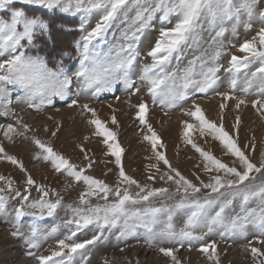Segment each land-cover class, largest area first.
Here are the masks:
<instances>
[{
  "label": "rangeland",
  "instance_id": "rangeland-1",
  "mask_svg": "<svg viewBox=\"0 0 264 264\" xmlns=\"http://www.w3.org/2000/svg\"><path fill=\"white\" fill-rule=\"evenodd\" d=\"M75 2L76 0H71L72 11L68 13L60 11L59 6L47 9L38 5L23 4L19 0L0 9V22L10 23L11 14L15 10L24 11L28 18H38L43 21L40 16H28L33 12L32 8H39L34 9L35 14L43 10H47L49 14L56 11L57 14L69 18V21H74L77 26L76 29L61 28L66 32L74 31L72 37L76 36L75 39L65 43L59 39L54 43L47 40L45 45L37 42L41 40V35L48 34V31L46 32L48 29L36 28L32 42L29 43L25 39L17 49V54L22 51L26 56L41 58L47 68L54 72L63 69L71 78V95L67 100L53 97L51 104L44 103L36 109L29 107L28 93L25 89L14 84L3 85L6 95L0 99V125L4 126L0 128V146L4 149L0 152V176L5 179L0 180V189H3L0 195L6 197L7 202L6 214L0 215V264H41L39 257H52L54 251L61 250L59 240L63 239L67 244L84 243L97 236L100 239L95 243L85 244L84 248L78 249L75 253L64 249L62 256L52 257L47 264H264V255L254 256L251 251L252 248H256L259 253H264V231L252 223L251 217L242 233H227L221 237L224 228L215 225L213 231L205 235L203 240L191 242L185 240L183 246L159 240L150 242L149 234L143 227H136L121 236L123 229L120 225L105 226L101 233V229L95 223L87 227L67 223L69 220L78 219L73 209L86 210L89 207L116 202L118 198L114 193L117 187L120 188L121 193L127 189L134 198L140 193V187L146 190L160 188L168 190L166 193L150 197L148 201H140L136 204L128 202L125 205L129 212L143 213L149 208L166 209L167 211L157 214L161 222L157 225V230L167 222L169 211L173 214L172 223L177 232L185 226L191 209L177 208L176 205L181 200L188 203L194 199L201 201L205 198L212 199L215 201L210 210L212 215L221 205L226 204L224 213L226 224L231 218L244 214L241 212L242 205L246 210L255 209L257 213L264 209V192L261 191L264 189V168H261L260 172L249 173V179L242 184L227 187L228 180L235 181L238 178L227 174L224 170L215 169L214 165L206 161L192 144H196L217 160L224 164L228 163L226 165L235 167L240 172L245 171L244 166L238 157L228 152L209 130L204 129L202 135L199 121L187 114L195 111V106L198 105L205 118L217 126H222L248 159L260 167L264 157V110L258 111L259 105L253 107L252 102L255 100L264 102V94L257 88L259 81L260 86L264 84V78H261L262 74L245 71L243 66L240 67V72L227 71L231 67V57L237 55L236 52L242 54L238 50L234 51L240 35L237 30L235 34L232 32L235 22H226L223 26L227 31L223 36L217 37L219 25L211 28L202 20V27L197 29L196 38L190 37L181 45L179 56L173 54V57L162 66L163 71L157 68L149 73L152 79L165 80V83L157 89L158 96L156 102H153L149 92L151 85L148 80H142L141 77L144 74V67L153 63L148 53L160 39L161 30L174 28L177 17L173 15L168 21H162L163 13L156 12L149 21L148 27L141 29L140 22L136 20L137 12L143 11L145 7H154V2L146 3L145 0H140L137 3V0H126V4L110 22L103 36L93 40L90 47L94 46V51L99 52L101 56L115 57L117 53L121 56L128 55L121 49H127L131 44L135 59L127 69V76L133 82V87L128 88L121 79L115 84L113 91H103L94 95L95 89L83 86V81L77 78L75 73L80 68L83 37L102 21L104 11L93 9L89 13L81 11L72 14L75 11ZM84 6H89L87 0ZM235 27L237 29L238 26ZM56 28L58 32L59 28ZM22 30V25H19L18 31ZM64 35H66L63 37L65 40L70 36ZM217 51L220 55L213 60ZM7 55L6 53L0 59L7 58ZM197 57L200 59L197 60ZM194 60L196 63L190 64V61ZM205 62L204 70L207 67L219 68L216 73V83L203 93L189 87L185 99L170 100L169 91L179 90L183 84L182 78L188 69H192L197 74L194 78L201 79L198 74L202 70L201 64ZM256 62L254 69L264 67V65L259 67L260 61ZM233 79L236 80L235 87L231 84ZM137 88L139 91H136ZM245 88L248 89L247 92L244 91ZM225 93L231 98H225L223 95ZM72 99H76L78 103L69 106ZM162 99L163 103H161ZM240 99L245 100V104L237 109L236 104ZM39 102L37 98L35 103ZM141 103L146 106L145 123H141L139 119ZM85 104L94 110L95 115L84 109ZM222 104L223 110L220 107ZM95 119L100 120L108 131L115 134V141L108 140L107 144L104 142L107 138L98 135L96 126L91 123ZM9 124L15 129L14 132L9 133L10 140L4 135ZM188 124H191L192 128H188ZM152 132H155L159 138L155 149L151 140L145 139L146 136L150 137ZM35 140H39L56 154L67 159L75 166V170H82V174L107 184L113 190L109 193L107 201L102 198L103 193H98L85 196L87 202L82 203L81 194L87 193L89 186L67 175L64 169L57 172L51 160L44 159L47 153L37 146ZM188 140L192 143H188ZM114 143L119 144L122 149L121 165L116 164V158L108 147L109 144ZM157 153L163 154L168 164L159 160ZM6 155L15 157L19 164L8 161L4 158ZM20 164L23 165V169ZM206 164L212 169L211 171L205 170ZM121 166L125 174L136 180L140 187L123 182L119 176ZM176 172L200 188V191L191 194L189 189V195L185 197L183 188L175 182L179 179ZM217 175L221 177L225 187L214 193L203 185L214 183L213 178ZM28 176L35 181L33 185H27ZM168 176H172L173 179L169 180ZM8 180L12 181L11 189L8 187ZM41 187L48 191L45 200L50 202L60 200V205L52 215H48L45 210L42 217L39 209L25 207V211H35L37 216L21 217L19 235L13 236L12 233L17 231L15 209L21 206L22 196L27 195L30 202L39 200L43 195L39 190ZM16 192H20L21 196H17ZM145 194L146 192L140 193V195ZM245 195L249 197L246 204ZM229 201L231 203H228ZM33 225L38 230L34 238L39 245L37 248H30L26 243ZM193 231L194 234L203 235L207 232V228L198 227ZM73 232H75L74 236ZM68 237L71 239H67ZM212 243H215L214 255L210 247L208 252L201 251L202 247ZM161 247L172 248L175 259L172 256H165L160 251Z\"/></svg>",
  "mask_w": 264,
  "mask_h": 264
},
{
  "label": "snow or ice",
  "instance_id": "snow-or-ice-1",
  "mask_svg": "<svg viewBox=\"0 0 264 264\" xmlns=\"http://www.w3.org/2000/svg\"><path fill=\"white\" fill-rule=\"evenodd\" d=\"M16 0H0V9L5 8L14 4ZM19 2L27 5H38L47 9H53L60 7V11L68 13L72 11L71 0H19ZM140 0H137L139 3ZM146 3L155 4L154 7H145L143 11L137 12L136 20L140 22V28L148 27L149 21L152 20L154 13L162 12L161 17L162 21H168L170 16L177 17V22L171 30H161L160 39L155 43V46L148 53L152 57L153 63L151 65H146L144 67V74L142 75V80H148L151 87L149 92L153 97V102H156L158 91L162 84L165 83L164 79H152L149 76V73L153 70L160 68L163 71L162 66L168 62L173 54L179 56L181 51V45H183L190 37L192 39L196 38L197 29L202 27L201 21L204 20L209 24V27L215 28L219 25V31L216 32V36L220 37L227 31L223 26L226 22L235 21L233 24L232 32L235 34L236 24H239L241 21L242 14L248 17V22L245 26L251 28V20L253 18L256 6L259 4L260 0H145ZM85 5V0H76L75 2V12L89 13L93 9H103L104 15L102 21L97 23L95 28L88 33L87 36L83 37V46L81 51L82 59L80 60V68L75 73V76L83 81V86L88 88H94L95 94H99L103 91H113L114 86L121 79L128 88L133 87V82L128 79L127 69L129 65L135 59V55L132 52L133 46L128 45L127 49H121V51H126L128 55L121 56L120 53H117L115 57L111 55L101 56L99 52L94 51V46L92 41L97 37L103 36L106 32L110 22L115 18L118 11L126 4V0H87ZM145 13L147 15L145 16ZM259 17L264 21V10L259 12ZM22 25L23 30L18 31V26ZM48 25L39 20L38 18H28L24 11L15 10L11 14V22H0V57L7 55V58L0 59V99H3L6 95V89L3 87L4 84H14L26 90L28 93V104L29 107H34L39 109L44 103L51 104L53 97H59L61 100H67L70 93V84L71 78L68 77L63 69L58 71H52L47 68L44 61L39 57L26 56L24 52H19L17 54V49L21 47V41L27 40L29 43L33 40V34L36 28L46 30ZM139 30V29H138ZM135 35V34H133ZM260 44L264 46V28H261L259 33ZM77 47L80 48V45L77 44ZM240 51L244 53H251V56L254 58H259L262 63H264V51H258L255 48V45L252 42L246 41L240 46ZM220 55L217 51L216 55L213 57L215 60ZM197 60L200 57L196 58ZM249 60L248 56L243 58L233 55L231 57V67L227 69L228 72H233L235 70L238 72L240 67H248ZM196 61H190V64H195ZM205 63L201 64V72L198 74L201 79L194 78L196 73L192 69H188L183 79V84L180 86L179 90H170L168 97L170 100L175 101L179 99L186 98V90L189 87H193L196 91L207 92L215 83H216V73L219 71L218 67H207L205 69ZM258 72L264 73V67L257 69ZM233 87L236 85V80L231 81ZM247 88L244 89L247 92ZM136 91H139L137 88ZM260 93L264 94V84L259 88ZM79 93H77L78 95ZM225 98L228 95L225 93ZM39 98V103H35L36 99ZM164 100H161L163 103ZM78 101L72 99L69 106L76 105ZM253 107L259 105L258 111L264 110V102L260 100H255L252 102ZM242 104H245V100L240 99L236 108L238 109ZM84 109L87 111L95 112L93 109L88 108V105H83ZM221 109L223 110L224 105L222 104ZM140 115L139 119L141 123H145L144 113L146 111V106L141 103L139 105ZM190 116H194L196 120L199 121L201 126V134L203 135V130L207 129L210 133L214 134V137L218 139L221 144L235 157H238L240 163L244 166L245 171L240 172L235 167H229L228 165L217 160L211 154L200 149L196 144H192L193 148L200 153L206 161L211 165H214L217 170H224L227 174L234 175L238 179L228 180L227 187H233V185L242 184L244 181L249 179V173L256 171L260 172L261 168H264V157H262V162L260 167H257L253 164L243 151L239 149L236 142L229 136V134L224 130L222 126H217L214 122L207 120L197 105L195 106V111L187 113ZM113 122L115 123V118L113 117ZM97 128V134L105 136V143H108V140L115 141V134L108 131L100 120H92ZM237 123H239V117H237ZM3 125H0V128H3ZM188 128H192L191 124L187 125ZM25 128L27 126L25 125ZM15 129L13 125L9 124L4 131V135L10 140V132H14ZM149 131H151V126L149 125ZM55 134V133H53ZM187 135V133H185ZM145 139H150L153 149L156 148L159 138L156 136L155 132H152V135L146 136ZM35 143L38 147L44 150L47 153L44 156L45 160H51L53 167L57 172L64 169L67 172V175L74 177L76 181H83L89 186V191L87 193H82L80 200L82 203H86L85 196H92L98 193H103V199L107 201L108 195L113 190L105 184L103 181L97 180L92 176L82 174V170H75V166L71 164L63 156L56 154L50 147L45 146L39 140H35ZM188 143H192L191 140H188ZM108 147L111 149V154L115 156V162L117 165H121V153L122 149L119 144H109ZM4 149L0 146V152H3ZM8 161L13 164H19V161L16 160L13 156H5ZM157 158L164 161L165 164H168L165 156L161 153H157ZM23 169V165H19ZM91 166V165H89ZM170 167V165H169ZM206 171H211L212 169L205 165ZM175 171V170H173ZM119 176L122 178L123 182H126L129 185L139 184L136 180L125 174L123 167H120ZM176 176L179 177L176 180V184L183 188L185 197L189 195V189H191V194L198 193L200 188L193 185L190 181L185 179L179 172H176ZM151 179V177H149ZM5 177L0 176V180H4ZM169 180H172V176H168ZM214 183H209L203 185L206 188H210L212 192H219V190L225 187V184L222 182L219 175L215 176ZM8 187L11 189L12 181L8 180ZM27 185H33L35 181L28 176ZM43 192L42 197L36 201H29L27 195L22 196V204L20 207L15 209V227L17 231L13 232L12 235H19L20 219L24 216L36 217L37 213L35 211H25V207L29 209H39L40 215L42 217L45 210H47L48 215H52L55 209L60 205V200L55 202H50L44 199L48 196V191L43 190L41 187L39 189ZM180 188L177 189L179 191ZM3 189H0L2 192ZM168 190L165 188L146 190L144 187H140V193L146 192L145 195H140L137 193V198H134L127 189L121 193L119 187L115 189V196L118 198L116 202L111 204H105L104 206L89 207L88 209H73L76 217L78 219L67 221L68 224L75 223L78 227H87L91 224H96L99 229L102 230L105 226L116 227L120 225L122 227L121 236L125 235L126 232L134 230L136 227H143L147 230L149 234V241L159 240L161 242L167 241L168 243H175L183 246L184 241H200L204 239V236L213 231V226L220 225L224 228V232L221 233V237L227 233L234 232H243L246 223L249 218H252V223L264 231V209L259 213L255 209L246 210L243 205L241 207V212L243 215H237L226 224L224 222V213L227 205H221L218 211H215V214H210L212 206L215 204V201L209 198H205L203 201L199 199H194L191 202L186 203L185 200H181L176 207L177 208H188L191 209L190 213L187 215L185 226L177 232L174 229L172 219L173 214L169 211L167 222L162 228L157 230V225L161 222L157 218V214L162 211H167L166 209L161 208H149L143 213L140 211L129 212L125 205L128 202L136 204L140 201H148L150 197H154L163 193H166ZM264 192V189H261ZM17 196H21L20 192H16ZM249 197L244 196V203L246 204ZM6 197L0 195V215H4L5 206H6ZM228 203H231L230 201ZM198 227H206L207 232L203 235L194 234V229ZM37 228L33 225L31 227V235L26 240L27 245L30 248H37L39 245L34 241V238L37 236ZM75 235V232L72 233ZM67 239H71L68 237ZM100 237H93V239L88 240L84 243H73L67 244L65 240H59L58 244L60 246V251H54L52 257H58L63 255L64 249H69L70 252L75 253L78 249L85 247V244L95 243ZM209 247L213 250V255L215 254V243L211 245L204 246L201 248V251L208 252ZM160 251L165 256H172L173 259V249L161 247ZM253 255H264V253H259V250L256 248L251 249ZM31 255V253H29ZM52 257H39L41 264H47ZM211 258V257H210Z\"/></svg>",
  "mask_w": 264,
  "mask_h": 264
},
{
  "label": "crops",
  "instance_id": "crops-1",
  "mask_svg": "<svg viewBox=\"0 0 264 264\" xmlns=\"http://www.w3.org/2000/svg\"><path fill=\"white\" fill-rule=\"evenodd\" d=\"M34 7H36V6H34ZM40 7H42V6H40ZM261 10H264V0H260L259 4L256 6L253 18L251 20V25H252L251 28H247L245 26L246 22H248V17L246 15L242 14L240 23L236 24L238 26L236 30L240 35L238 37L239 39L236 43L235 50L232 48L234 51H236V50L240 51V46L242 44H244L246 41L252 42L255 45L256 50L264 51V46H262L260 44V38L258 35L260 29L264 28V21H262L261 18L259 17V12ZM232 22H235V21H232ZM236 53L241 58H243L244 56H248L249 60L251 61L250 63H248V69L246 67L245 68L246 70L242 69L243 71L245 70V71H249L252 73L256 72V73L262 74L261 78H264V73L258 72L256 68L254 69V65L257 64L256 61H260L259 67H260V65H262V66L264 65V63H262L259 58L252 57L251 53H244L241 51H240V53H242V54H239L238 52H236ZM237 55H235V56H237ZM239 72H240V70H239ZM259 83H260V81L257 83L258 89L260 88ZM226 164H228V163H226Z\"/></svg>",
  "mask_w": 264,
  "mask_h": 264
},
{
  "label": "trees",
  "instance_id": "trees-1",
  "mask_svg": "<svg viewBox=\"0 0 264 264\" xmlns=\"http://www.w3.org/2000/svg\"><path fill=\"white\" fill-rule=\"evenodd\" d=\"M30 17H36V16H40L42 19H43V22H45L48 27L46 30V32L48 31V34L46 35H41V40L39 42H37L38 44L40 43H44V45L46 44L45 42L47 40H51L53 43L55 42V40L57 41V39L61 40L63 43H65L66 41H71L72 39H75V37H72V35L75 33L74 31L73 32H66L65 30H62L61 28H65V27H71V28H74L76 29L77 26L75 24L74 21H69L70 19L66 18L65 16L63 15H59L57 14L56 12L54 13H51L49 14L48 12L46 11H40L38 13L35 14V11L33 9V12H30L28 14ZM56 27H58V32H56ZM64 34H68L70 36H68V39L65 40L63 37L66 36ZM49 59V58H47Z\"/></svg>",
  "mask_w": 264,
  "mask_h": 264
}]
</instances>
